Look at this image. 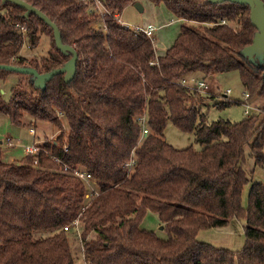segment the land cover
<instances>
[{
  "label": "trees",
  "instance_id": "16d2710c",
  "mask_svg": "<svg viewBox=\"0 0 264 264\" xmlns=\"http://www.w3.org/2000/svg\"><path fill=\"white\" fill-rule=\"evenodd\" d=\"M24 1L56 24L63 44L79 58L70 83L62 74L42 90L32 76L19 74L29 82L18 83L9 101L0 88V113L12 124L23 126L29 116V125L68 127L55 142H44L38 165L29 155L4 162L0 145V264H264V183H253L249 208L242 205L246 185L256 169H264V106L237 123H208L201 108L216 95L182 85L187 78L238 72L250 99L264 101V63L243 53L257 32L250 8L150 0L163 2L183 22L173 45L158 56L145 34L124 29L115 19L138 0H101L109 12L106 30L82 0ZM25 14L0 0V65L29 66L40 74L63 67L72 54L57 48L53 29L40 17ZM42 35L51 39L48 56L35 62L21 57L25 41L36 48ZM10 73L0 69V81ZM231 105L227 97L216 103ZM142 116L149 127L143 139ZM170 123L195 134L204 148L173 147L165 139ZM248 149L251 172L245 166ZM64 164L92 175L99 195L89 204L85 183L65 174ZM148 212L157 215L168 239L141 228ZM76 219L80 237L64 230ZM232 219L247 221L239 253L198 240L201 230L225 227ZM76 242L85 248L84 253L79 248L81 256L74 251Z\"/></svg>",
  "mask_w": 264,
  "mask_h": 264
},
{
  "label": "rangeland",
  "instance_id": "374dc122",
  "mask_svg": "<svg viewBox=\"0 0 264 264\" xmlns=\"http://www.w3.org/2000/svg\"><path fill=\"white\" fill-rule=\"evenodd\" d=\"M143 6V11H140L135 5L128 6L121 15H119L120 25H129L130 27L146 26L153 23L160 26V29L154 34V46L157 54L166 52L167 48L171 46L177 38L180 28L183 24L176 16H174L162 2L155 4L150 0H138ZM26 31V30H25ZM172 43V44H171ZM171 44V45H170ZM52 48L51 39L49 35H42L38 47L31 48L27 41H25L20 56L28 59V61H40L42 58L48 56ZM163 53V54H164ZM210 86V95H216V99H208L206 104L202 106V112L206 116L208 123L215 122L219 119L230 120L237 123L248 115L246 112L245 88L241 82L240 74L238 72H229L220 74L216 77L206 80ZM28 77L19 75L18 73H10L5 81H0V88L3 99L9 101L12 96V89L18 84H28ZM231 92L227 94V91ZM232 101V105L226 108L216 106V103H221L225 98ZM253 109L249 111V116L256 114L259 109L257 106H264V101L258 98H251ZM256 107V108H255ZM32 118L26 116L23 119V126H16L12 124L10 118L6 114L0 113V145L3 149L2 159L4 162H21L24 161L26 153L25 149L35 143L42 141H51V139H58L61 131L66 132L67 125L59 130L51 123H37L30 124ZM36 134L33 135L32 131ZM165 139L176 149H186L193 147L195 150H202L204 146L197 141L195 134H185L180 132L173 124H169L165 131ZM249 149L246 152V169L248 172L254 170V162L249 156ZM264 183V169H256L252 181H250L243 192L242 205L245 209L250 205V190L253 183ZM247 221L245 219H232L230 223L221 228H211L201 230L198 235V240L212 245L215 248L228 249L234 253H239L245 246V228ZM141 228L152 231L161 239H168L169 235L159 221L156 214L148 212L141 224ZM74 251L78 256L80 243L73 244Z\"/></svg>",
  "mask_w": 264,
  "mask_h": 264
},
{
  "label": "water",
  "instance_id": "95a60500",
  "mask_svg": "<svg viewBox=\"0 0 264 264\" xmlns=\"http://www.w3.org/2000/svg\"><path fill=\"white\" fill-rule=\"evenodd\" d=\"M4 3L10 2L26 10L25 16L35 14L40 17L47 25L54 31V38L57 48L65 53L72 54V58L61 68L54 69L49 73L40 74L38 70L29 66H13V65H0V69L15 72L22 75H29L34 78L35 86L39 89L45 90L46 84L58 75H65V81L70 83L77 73L78 54L74 48L64 45L61 38L59 28L53 23L44 13L31 6L24 0H2ZM212 3H225L230 2L238 5L248 6L250 8V18L252 25L256 28L257 32L253 39V43L246 47L243 51L244 55L249 58L251 62L259 61L260 64L264 63V2L263 0H210ZM135 7L143 11V6L139 2Z\"/></svg>",
  "mask_w": 264,
  "mask_h": 264
},
{
  "label": "built area",
  "instance_id": "2783aa9c",
  "mask_svg": "<svg viewBox=\"0 0 264 264\" xmlns=\"http://www.w3.org/2000/svg\"><path fill=\"white\" fill-rule=\"evenodd\" d=\"M84 3H89L90 4V12L94 13L95 15L99 16L101 19V24L98 25L99 28H102L104 30H106V24L104 22V18L106 17V15L109 14V12L107 11V9L104 7L103 3L101 0H82ZM115 19L117 20V22L120 25V21H119V15L115 16ZM180 21H182V19H179ZM222 24H226V21L223 20ZM121 26V25H120ZM123 27V26H121ZM126 30H131L134 31L136 33H143L145 34L154 44V34L156 33V31L158 30V27L156 25H154L153 23L147 24L146 26H137V27H130L129 25H124L123 27ZM26 29L23 28V31H25ZM182 85L184 87H188L191 90H196L198 92H200L202 95L207 96L210 95V86L207 83L206 80H198L196 78H187L184 79L182 81ZM231 91L228 90L227 94H229ZM245 100H246V112L245 114L249 116V111L253 106L250 103V94L245 93ZM62 114H59V117L62 118ZM138 124L141 127V138L143 139L144 137H146L149 134V127L147 124V118L146 116H142L139 118L138 120ZM32 134L35 135L36 132L33 130ZM55 139H51L50 142H55ZM46 142V141H45ZM65 142L67 143L66 139ZM44 144V141L42 142H38L35 143L31 146L26 147L25 149V153L26 155L29 156H33L35 158L34 160V165H38L39 162V155L40 153L43 151L42 145ZM68 145L64 146L65 151L68 150ZM48 154V153H47ZM57 162H60L57 158H56ZM134 160H132L130 163L126 164L125 167L127 168L128 171L131 170L133 164H134ZM63 172L65 174L71 175L74 178H77L81 181H83L87 187V192H86V200L88 201L87 204L90 203V201L92 200V198L96 197L99 195L96 187H95V181L93 180L92 175L87 172L85 169L81 168V167H70L66 164H64V168H63ZM86 207H83V210H85ZM65 231H69V230H73L78 237H80V223H79V219H76L75 221H73L72 225H68L66 227H64ZM80 250L84 253L85 252V248L83 246V243H80Z\"/></svg>",
  "mask_w": 264,
  "mask_h": 264
},
{
  "label": "crops",
  "instance_id": "0c3cea01",
  "mask_svg": "<svg viewBox=\"0 0 264 264\" xmlns=\"http://www.w3.org/2000/svg\"><path fill=\"white\" fill-rule=\"evenodd\" d=\"M149 24H150V23H149ZM157 27H158V30H159V29H160V26H157ZM158 30H157V31H158ZM157 31H156V32H157ZM171 44H172V43H171ZM171 44H170V45H171ZM172 45H173V44H172ZM172 45H171V46H172ZM171 46H169V47L167 48V50H168ZM167 50H166V51H167ZM163 53H164V52H162V54H157V55H158V56H162V55L165 54V53H164V54H163ZM251 104H252V103H251ZM257 107H258V106H257ZM255 108H256V107H255Z\"/></svg>",
  "mask_w": 264,
  "mask_h": 264
}]
</instances>
